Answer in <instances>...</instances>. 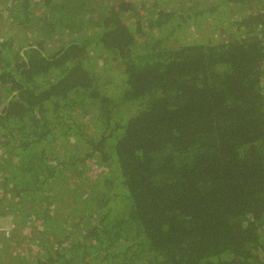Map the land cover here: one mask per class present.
<instances>
[{
    "label": "trees",
    "instance_id": "16d2710c",
    "mask_svg": "<svg viewBox=\"0 0 264 264\" xmlns=\"http://www.w3.org/2000/svg\"><path fill=\"white\" fill-rule=\"evenodd\" d=\"M8 197L0 264H264V0H0Z\"/></svg>",
    "mask_w": 264,
    "mask_h": 264
},
{
    "label": "rangeland",
    "instance_id": "374dc122",
    "mask_svg": "<svg viewBox=\"0 0 264 264\" xmlns=\"http://www.w3.org/2000/svg\"><path fill=\"white\" fill-rule=\"evenodd\" d=\"M83 18H84V16H83ZM2 31H3V29H1ZM191 31H193V29H191ZM216 40H217V38H216ZM6 199L8 200V201H6ZM4 201H6V202H4ZM4 201H2V202H0V204L2 205V207H4V205H8V206H10L11 207V205L12 204H10L11 203V201H10V199H9V197L8 198H5L4 199ZM10 201V202H9ZM14 205V204H13ZM7 207V206H6ZM5 207V208H6ZM8 213V212H7ZM10 222H11V215H6V216H2V215H0V238H3V233L1 232V231H8V229H9V225H10Z\"/></svg>",
    "mask_w": 264,
    "mask_h": 264
},
{
    "label": "bare ground",
    "instance_id": "6f19581e",
    "mask_svg": "<svg viewBox=\"0 0 264 264\" xmlns=\"http://www.w3.org/2000/svg\"><path fill=\"white\" fill-rule=\"evenodd\" d=\"M30 220V219H29ZM51 221V220H50ZM27 223V222H26ZM51 223V222H50Z\"/></svg>",
    "mask_w": 264,
    "mask_h": 264
}]
</instances>
